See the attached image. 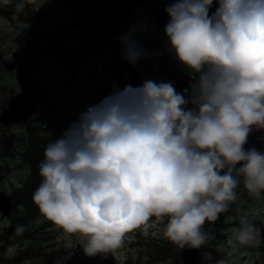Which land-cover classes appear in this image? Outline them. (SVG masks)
<instances>
[{
	"label": "clouds",
	"instance_id": "obj_1",
	"mask_svg": "<svg viewBox=\"0 0 264 264\" xmlns=\"http://www.w3.org/2000/svg\"><path fill=\"white\" fill-rule=\"evenodd\" d=\"M216 4L211 14L213 0L165 8L166 47L195 76L194 87L177 92L154 80L114 87L45 145L33 202L66 233L86 237L87 256L118 249L152 217L168 218L172 243L201 246L205 221L237 198L233 171L251 196L264 193V153L244 148L251 131L264 129V0ZM118 39L129 64L151 57L134 30ZM256 231L242 217L235 238L250 245Z\"/></svg>",
	"mask_w": 264,
	"mask_h": 264
},
{
	"label": "rangeland",
	"instance_id": "obj_2",
	"mask_svg": "<svg viewBox=\"0 0 264 264\" xmlns=\"http://www.w3.org/2000/svg\"><path fill=\"white\" fill-rule=\"evenodd\" d=\"M134 1L24 0L25 7L18 9L19 0H0V112L19 91L22 78L32 84L38 97L27 121L0 123V191L10 195L30 173L28 139L43 142L45 147L87 106L98 103L114 87L128 84L132 73L139 74L138 86L145 80L174 85V76L189 74L166 47L165 27L157 28L153 21V11L166 8L172 0H147L119 18ZM91 21L111 24L107 29L88 30L86 25ZM130 30L157 62L135 66L123 62L118 37ZM44 31L55 34L39 35ZM12 60L16 63L8 69L5 64ZM232 174L239 181L237 198L215 221L203 224L206 239L199 246L197 264H264V233L260 235L257 230L261 227L264 232V193L259 199L251 196L243 175ZM242 217L257 230L250 245H240L235 238ZM167 222V217H152L147 229L127 232L118 249L90 257L83 250L86 237L66 233L35 209L23 213L15 206L8 218L0 213V264H42L40 253L50 247L61 249L66 261L79 254L86 259L82 264H182V247L164 235ZM11 226L14 232L9 234ZM156 248L162 249L164 259H154L152 251Z\"/></svg>",
	"mask_w": 264,
	"mask_h": 264
},
{
	"label": "water",
	"instance_id": "obj_3",
	"mask_svg": "<svg viewBox=\"0 0 264 264\" xmlns=\"http://www.w3.org/2000/svg\"><path fill=\"white\" fill-rule=\"evenodd\" d=\"M146 0H135L133 3H131L126 11L122 14H120L119 18L124 17L131 13L135 8L138 7L139 4L144 3ZM217 4L216 0H213V6L210 10L211 12H214L216 10ZM153 21L156 23V26L158 28L165 27V25L169 21V16L165 12L164 9H156L152 13ZM108 23H90L88 26L90 29L96 28H107ZM39 35H53L52 32H38ZM19 57H15V60ZM21 58V57H20ZM19 58V59H20ZM158 58L150 57L148 59H145L144 57H141V60L138 61V63L143 62H151L155 63L157 62ZM123 62L128 66H133L129 64L126 60L123 59ZM16 63V61L12 60L11 62L6 63V67L8 69H11L13 65ZM137 63V64H138ZM139 74H132L131 78L129 80V83L127 85H132L133 87H137L136 83L138 81ZM193 81V78L189 74H183L181 77L176 78L175 88L179 89L181 92H184V90L188 89L190 86V82ZM123 88H121L122 90ZM37 103V98L33 95V87L32 85L27 82L24 78L21 79L19 91L11 97V99L8 102L7 107L0 113V123L2 124H12V123H24L28 120V118L32 115L35 104ZM245 150L249 149H256L259 152L264 153V129L260 130H253L249 133L247 138V143L244 145ZM236 167H239L237 165ZM226 171V170H225ZM12 209V202L9 198V196L4 192L0 191V213L5 216L9 217ZM14 232V227L11 226L10 230L7 232L9 234ZM258 233L262 235L263 231L261 228L258 229ZM201 253L199 248L189 247L188 245H185L182 247L181 251V259L182 264H197L200 259Z\"/></svg>",
	"mask_w": 264,
	"mask_h": 264
},
{
	"label": "trees",
	"instance_id": "obj_4",
	"mask_svg": "<svg viewBox=\"0 0 264 264\" xmlns=\"http://www.w3.org/2000/svg\"><path fill=\"white\" fill-rule=\"evenodd\" d=\"M43 142L34 143L33 139H28V147H30V152L27 158L30 159V173L27 174L26 178L22 182L21 187L15 188L13 192L9 195V198L13 204V209L16 207H21L23 213H30L33 209L39 211L38 207L33 202V193L38 188L42 181V177L39 175V163L44 157V146ZM40 212V211H39ZM42 217V214H41ZM41 226V225H40ZM162 249L156 248L152 251L155 260L164 259L165 257L161 255ZM64 252L61 249L50 247L47 252L40 253L42 264H82L86 259L81 258L79 254L76 257H72L66 261ZM67 254V253H66ZM76 257V258H75ZM151 259V258H150ZM95 262L94 259H92ZM153 260V259H151ZM61 261V262H60ZM79 261V262H78ZM95 264V263H92Z\"/></svg>",
	"mask_w": 264,
	"mask_h": 264
},
{
	"label": "flooded vegetation",
	"instance_id": "obj_5",
	"mask_svg": "<svg viewBox=\"0 0 264 264\" xmlns=\"http://www.w3.org/2000/svg\"><path fill=\"white\" fill-rule=\"evenodd\" d=\"M175 77H176V76H174V79H175ZM193 81H194V80H193ZM191 87H192V86H191ZM258 229H259V228H258ZM258 229H257V230H258ZM262 231H263V229H262ZM263 233H264V232H263ZM263 233H262V235H263ZM262 264H263V263H262Z\"/></svg>",
	"mask_w": 264,
	"mask_h": 264
},
{
	"label": "bare ground",
	"instance_id": "obj_6",
	"mask_svg": "<svg viewBox=\"0 0 264 264\" xmlns=\"http://www.w3.org/2000/svg\"><path fill=\"white\" fill-rule=\"evenodd\" d=\"M36 93V92H35ZM26 146H27V144H26Z\"/></svg>",
	"mask_w": 264,
	"mask_h": 264
}]
</instances>
